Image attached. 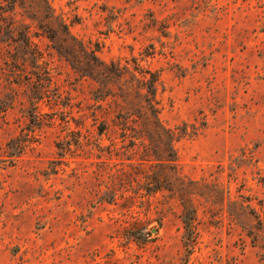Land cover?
<instances>
[{"label":"rangeland","instance_id":"obj_1","mask_svg":"<svg viewBox=\"0 0 264 264\" xmlns=\"http://www.w3.org/2000/svg\"><path fill=\"white\" fill-rule=\"evenodd\" d=\"M150 72L192 246L177 196L141 195L164 145L112 121ZM0 264H264V0H0Z\"/></svg>","mask_w":264,"mask_h":264},{"label":"trees","instance_id":"obj_2","mask_svg":"<svg viewBox=\"0 0 264 264\" xmlns=\"http://www.w3.org/2000/svg\"><path fill=\"white\" fill-rule=\"evenodd\" d=\"M11 5V9H15L18 0H3ZM22 1V0H21ZM49 16V14H48ZM124 67L117 65L115 62V75L118 80H127L128 88L134 93L136 92L135 79H127L123 70ZM151 77L143 82L145 92L138 90L139 94H144V104L140 106L139 111L135 108L129 109L127 111H119L115 114L113 122L119 127V134L124 140L130 138L132 141L140 139V141L149 140H159L160 143L164 145L162 149H154V147H148L146 152V158L141 160L139 163L143 175L145 177V183L143 186L144 192L142 196H147V208H156L157 211L171 210L173 211L175 205L170 203L175 196L176 205L181 207V217L187 232L193 236L190 239L191 246L195 242L196 238V228L195 220L197 219V207L194 205L193 200L196 196L194 192L195 185L197 184L191 178L183 175L178 163L177 152L175 151L173 141L176 139V133L171 127H166L159 116L158 109V99H157V82L159 77L153 73ZM144 80V79H143ZM118 91L114 92L116 98L125 99V89L121 85H117ZM145 108L144 111H142ZM135 143V142H134ZM133 143V145H134ZM135 149V147H131ZM154 155V157H153ZM153 160L156 161L152 162ZM160 166L165 168L164 175H158L155 172V167ZM112 191L116 189L112 188ZM163 190H168L171 193L168 199L153 204L149 199L151 196H156L159 192ZM170 197V198H169ZM174 203V202H173Z\"/></svg>","mask_w":264,"mask_h":264}]
</instances>
